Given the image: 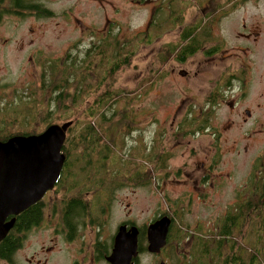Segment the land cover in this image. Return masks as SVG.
Wrapping results in <instances>:
<instances>
[{"label": "rangeland", "instance_id": "obj_1", "mask_svg": "<svg viewBox=\"0 0 264 264\" xmlns=\"http://www.w3.org/2000/svg\"><path fill=\"white\" fill-rule=\"evenodd\" d=\"M32 1L41 2L48 6L53 10L54 15L45 17L43 15L40 16L38 13L32 14L28 10L25 12V9H23V14L26 17L6 15L0 19V35L3 40L8 41L5 47L6 52L0 50V53L7 56L8 80L14 81L15 85L23 87L25 83L33 78L34 73L32 66L28 65L25 60L27 48L24 50L21 47L19 48L22 43L20 40H23L24 45H29L31 40L37 41L39 49L47 50L48 54H52L53 58L63 57L60 58L61 61L65 58L63 54H65L67 49L72 50L71 53L74 52L73 56L75 57L78 55V52L76 53L77 47H80L81 50L87 49L91 46L92 41H96L99 46L112 43L114 45L113 51L120 47L121 51L130 50L135 54L131 58V65L121 69L118 75L115 87L119 95L116 100L110 103V108H100L98 110L100 113L96 111L98 113L96 115L98 122L101 112L110 109L107 114L108 122L103 125H110L114 131H111L110 135L104 128L99 130L101 137H104V140L107 141V148L97 145L91 152L84 151V154H82L84 150L82 147L79 149L75 148L73 156L79 154L81 156L80 160L72 159V155L67 157V162H65L59 179V183L62 186L54 194L46 198V203L58 204L61 199L79 195L77 194L79 186L85 187L87 191V188L89 189L88 186L91 184L88 182V177L95 176L102 179L99 184L104 185V187L97 193L94 190L90 191L84 200L92 203L91 213H96L97 216L102 215L104 214L102 212L103 204L107 202L109 190L117 183L111 178L112 170L120 168L127 173L130 169H133L132 171L137 169L134 171V178L137 183L139 180H145L148 177L139 175L136 172L144 169L148 170L149 167L148 175L150 176L153 173V178L150 179L151 184L147 181L145 186L149 185L148 188L141 186L131 189L135 184L129 187L125 186L124 189L120 188L118 192L120 201L117 203V210L112 208L111 215L116 217H113L110 223L109 217L107 222L110 228L116 226L117 215L122 216L124 209H128L125 206L130 203L134 218L139 224L154 219L164 209L170 208V210H173L172 207H174L179 215V220L176 221L174 227L179 226L182 230L181 227L187 228L188 226L187 231L189 232L191 230H200L201 233H204L203 230H210L213 232V236H218L219 224L215 225L214 223L223 214L228 213V210L233 211L239 201L241 203L247 200L257 201L258 195L254 191V186L258 183L257 178L262 170L259 159L261 161L264 159V123H260L261 129L259 127L254 129L252 123L246 127L242 120H236L233 128L231 125L227 126L224 131L226 136L223 139L226 150L221 149L222 152L219 155L206 154L213 149L211 141L207 137H200L197 140L198 142L194 143L188 141L190 138H180L178 142L171 138L174 130L181 128L179 129L180 131H185L189 128V121L181 122L186 117L190 103L193 104V102H190V88H193L196 83V81L192 80L194 79L192 72L195 68L189 63L190 60L181 67L188 70L189 74H191L189 77L186 76L187 78L178 74L179 67L176 68L175 73L171 72L175 63L171 65V62L167 63L165 70L162 69L164 70L162 73V70L157 69L159 64L156 63L154 53L161 48L163 42H171L176 37L178 30H170L168 28L166 32L162 33L161 30L167 28L165 11L160 12L159 20H157L158 23L162 24L161 29L159 30V27L156 28L154 26L153 28L150 27L149 31L148 29L157 8L162 6V8L170 11L169 5L172 0H144L142 2L139 0ZM7 2H10V0H7ZM192 3V0H185V2L183 0H174L173 2L174 7L179 8L180 11L184 8L185 22L183 23L185 24L186 22L192 23L191 19L199 11L195 3ZM6 5L9 7V3ZM202 11L205 12L206 10L203 9ZM27 14L30 15L27 16ZM232 30L233 27L231 28ZM147 31L152 35L150 43L140 39L144 36L143 33ZM115 39L119 43L118 47L113 43ZM230 39L231 37L229 36V44L231 46L233 41ZM44 57L51 58V56L47 55H44ZM37 62V71L41 73L42 67L39 58ZM151 66H156L154 67V73L150 72ZM99 69L100 66L92 73L93 80L97 77L95 75L99 74ZM206 69H208L207 66L201 68V70ZM38 77L40 82V75ZM152 79H155L154 83H152ZM149 82L151 85H149ZM143 84L144 86H142ZM207 84L209 83L206 79L201 81L202 86ZM125 88L131 89V91L135 89L138 95L134 98L131 91L130 94L122 91ZM71 94L74 95L73 98ZM95 95L96 92H91L86 96H76L75 89L71 88L69 105H64L63 103L55 105V121H72V125H74L69 139L73 136H80L78 131L87 126L90 121L95 126L102 123V121L95 123L94 114L87 112V109L94 101ZM129 99L132 100L130 104L128 103ZM192 108L197 109L198 106ZM239 109L240 106L235 110L237 113L232 116L228 115V111L225 108L220 110V116L218 115L216 121L220 125H226L229 118L239 116ZM123 122H129L130 125L132 124L131 126L135 127L134 132L130 134L131 138L134 139V149L132 148L131 152L130 150L128 152V149L122 152L119 146L125 131L120 133L121 141L118 147H116L114 142L116 134L121 131L120 127ZM156 130L163 132L161 134L163 140H161V144L156 150L151 149L152 154L156 155L155 160H153L149 157L151 155L149 150L146 149V145L149 138H153ZM246 131L252 132V135L246 136ZM167 132L170 134L171 139H167ZM137 135L140 136L137 138ZM96 138L99 140L98 137ZM145 138H148V140ZM138 140L140 141L139 144ZM98 142L100 143V141ZM128 143L130 147L133 146V141L129 138ZM193 144L197 147L198 153L195 152L197 155L189 158L188 154L192 152ZM245 146H247L246 152H244ZM70 148L73 149L71 142ZM129 154L132 155L129 157ZM166 154L169 157H167L165 165L159 167L161 159L168 156ZM106 155L108 156L104 158ZM196 158L197 160H195ZM110 159L113 164L109 165V162L106 165ZM82 161L91 162L85 172H82V166L85 163ZM202 162L216 164L212 175L205 181H202L199 176L202 168L189 165L190 163L200 165ZM154 167L155 170L153 169ZM176 171H178V174H176ZM166 174L170 175L166 177ZM71 175H73L72 178L74 180H77L76 182L72 181ZM254 175L256 178L252 181ZM158 176L162 177L161 188ZM71 182L75 185L72 188L68 186ZM192 191L193 196L185 198L188 201H175L179 196H184V194L188 196L189 193L185 192ZM167 193L171 196L172 201L164 200ZM81 195L85 194L82 193ZM95 195L96 200L92 202ZM126 195L130 197L127 198ZM123 207L125 208L123 209ZM250 219V221H253L252 224H257V218ZM249 222L247 221V224H245L244 232L247 231ZM52 225H54L53 222L49 224L44 222L41 226L53 227ZM259 230L257 226L252 225V228L248 230L249 234L245 235L241 241L248 251H254L258 254L261 264H264V245L255 243L256 237L264 234V230ZM185 234L190 237L193 236L192 233ZM52 244L56 245L55 251L57 252L55 256L48 253V257L55 259L54 264H63L65 259L70 257L69 246L60 235L55 234L54 230L50 229L30 230L25 238L24 248L18 258L22 260L31 258L33 251H38L42 246L47 247ZM226 245L229 246V243ZM184 246L190 249L191 245L184 244ZM226 248L228 247L223 249L224 254L227 252ZM63 251L67 252L63 254ZM247 256L248 254H245V257ZM36 258L41 259L40 256H36ZM215 260V264H223V261L220 263V258L215 257Z\"/></svg>", "mask_w": 264, "mask_h": 264}, {"label": "flooded vegetation", "instance_id": "obj_2", "mask_svg": "<svg viewBox=\"0 0 264 264\" xmlns=\"http://www.w3.org/2000/svg\"><path fill=\"white\" fill-rule=\"evenodd\" d=\"M192 1V4L195 3L197 10H199L194 15V18L191 19V24L196 27L190 46L192 50L184 60L170 61V65L175 63L171 72L175 73L176 68L179 67L177 72L183 77L191 76L188 70L181 68L189 60V63L195 68L192 72L194 77L192 80L196 81V83L193 88H190V102H193V104L190 103L186 117L181 122L183 123L186 120L190 122V125L185 131H180L179 129L181 128L174 130L171 138L176 142L180 138H190L188 141L194 143L198 142L197 140L200 137H207L211 141L213 149L206 154L219 155L222 152L221 149L226 150L223 139L226 136L224 131L227 126L231 125L233 128L236 120H242L246 124V127L252 123L254 129L258 127L261 129L260 123H264V0ZM7 3H9V7L6 5ZM16 4V0H10V2L0 0V19L2 16L7 15L4 13L6 10H19V12H22L20 9H16ZM203 9L206 11L203 12ZM26 11L27 9H25ZM29 11L32 14L36 13L34 10ZM10 15L15 14L12 13ZM232 27L233 30L231 31ZM167 29L161 30L162 33L166 32ZM174 29L178 30L174 38L176 40L183 31V25L176 24ZM229 36L231 37L230 40L233 41L231 46L229 44ZM195 39L197 42H195ZM7 42L0 35L1 51H5ZM20 42L22 43L19 45V48L21 47L22 50L27 48L25 60L28 65L32 66L34 73L33 78L25 83L23 87L15 85L14 81L8 80L7 56L0 53V145L7 143L14 137L39 136L40 133L51 125H62L66 122H55V105L60 104L57 101V97L63 93H60V91L56 93L57 89H55L53 76H48L43 72L39 73L37 71V60L40 55L51 56L52 60L55 58H53L52 54H48L47 50L39 49L38 42L35 40H31L29 45H24L23 40H20ZM164 43L166 42H163L162 45ZM183 45L182 43L181 46L183 47ZM67 51L69 49L65 51V54ZM203 66H207L208 69L201 70ZM39 75L42 77L43 82H39ZM204 79L209 84L202 86L201 81ZM149 85H151L150 82ZM41 90L42 92H40ZM68 101L66 99L63 101V104L69 105ZM196 106H198L197 109L192 108ZM238 106H240L239 116L229 118L226 125H220L216 121L220 110L225 108L228 111V115L232 116L237 113L235 110ZM69 128L62 146V152L66 155V160L65 146L68 141ZM249 135H252V132L246 131V136ZM148 138L145 139L148 140ZM171 138L168 133L167 139ZM152 143H154L153 138H149L146 145V149L149 151L151 150ZM244 150L246 152L247 146L244 147ZM195 152L198 153L196 146L188 154L189 158L197 155ZM259 161L263 167L261 172L263 171L264 173V159L262 161L259 159ZM189 165L200 166L202 168L199 174L202 181H205V179L212 175L216 166L215 163L211 162H202L200 165L190 163ZM87 168L88 165L84 169L86 170ZM84 169H82L83 172H85ZM145 173L143 176L148 177ZM129 174V170L127 173H122V176L126 177L128 181H125L124 178L121 179L123 181H119L120 179L113 180L117 182L116 188L115 186L110 188L107 202L103 204L104 208L102 212L104 214L98 216L96 213H91L90 208L92 207V203H88L84 198L90 191L94 190L97 193L101 188L85 191L82 186H79L77 191L79 195L65 199L64 210L55 209L53 204L46 203V198L50 197L51 194H54L62 186L59 183V178L55 187L49 190L42 200L25 209L29 210L36 205H43L41 208L43 212L41 220L38 225L32 224L33 226L30 230H54L55 234L60 235L67 242L70 257L65 259L63 264H215L214 253L211 252L209 255H206L200 250L199 246V235H202L204 239H208L209 243H213V232L210 230H203L204 233H199V230H191V232L187 230H174L176 229L174 225L178 219L170 208L164 209L161 212L163 213L165 210L169 211L170 214L163 216L170 218V227L165 243L155 252H151L149 249L148 228L151 223L162 216L139 224L134 218L132 205L127 203L125 207L128 209H124L125 207H123L124 214L122 213V216L117 215L118 221L116 226L110 228L109 224L107 225L109 217V223L113 220V217H116L111 215L112 208L117 210V203L120 201V198H118L120 188L124 189L125 186L129 187L134 184L131 189L141 186L148 188L149 186H145L149 177L136 183L131 179L133 176ZM176 174H178V171H176ZM2 175L0 174V176ZM169 175L166 174V177ZM148 183L150 182L148 181ZM82 193L85 195H81ZM185 193H189L188 196L184 194V196H179L175 201L185 202L188 201V199H185L186 197L190 198L193 196V191ZM74 197H79L83 201V210L79 208L81 210L80 215L71 216L69 214L65 217L64 211L67 212L69 210V203ZM126 197L130 196L126 195ZM95 200L96 195L92 202H95ZM164 200L172 201L168 193L165 195ZM240 204L241 201H239L238 205ZM25 210L22 212H25ZM230 211L228 210V213L223 214L214 223L215 225L219 224L217 231H219L222 222ZM161 213L158 215H161ZM83 216L84 218L82 219ZM11 218L12 216H9L8 220ZM43 221L47 222V224L53 222L54 225H52L53 227H42ZM123 226H126V230H120ZM133 227H137L138 230H130ZM30 230L27 233L24 232L26 236ZM121 232L123 233L120 235ZM185 233H192L193 236L190 237ZM4 238L0 240V264H54L55 259L49 258L48 253L55 256L57 252L55 251L56 245L42 246L40 250L33 251L32 257L25 259V261L18 258L24 246L17 248L11 257L5 258V254L1 251ZM131 239H133L132 244L126 247V243ZM136 239L137 248L135 251L134 241ZM184 244H190V249L184 246ZM66 252L63 251V254ZM36 256H40L41 259L36 258Z\"/></svg>", "mask_w": 264, "mask_h": 264}, {"label": "trees", "instance_id": "obj_3", "mask_svg": "<svg viewBox=\"0 0 264 264\" xmlns=\"http://www.w3.org/2000/svg\"><path fill=\"white\" fill-rule=\"evenodd\" d=\"M139 1L142 2L144 0H139ZM183 1L185 2V0ZM16 2H17L16 9H20L23 13H24L23 9H27L28 11L29 10L36 11V13H38L40 16L43 15L45 17H50L54 15L53 10H51L48 6H45L41 2H36L32 0H16ZM173 2L174 0H172L171 4L169 5L170 11L169 9L162 8V6L158 7L157 10L154 12L153 20L151 22V25L149 26V30H150V27L153 28L154 26L157 28L158 25H159V30L161 29L162 24L157 22V20H159L158 16L160 15L161 11H165L167 28L174 29V26L176 24H181V25L184 24L183 31L181 32V34H179L176 40L174 39L171 42L164 43L162 47L154 53L156 63L159 64L157 69H160V70L162 69L165 70V66L167 65V63L169 64L171 60H177V61L184 60L186 56H189L192 50L190 46L194 38L193 33L196 27L193 26L191 23H187V22L186 24L183 23L185 22L184 8L183 10L180 11L179 8L174 7ZM22 12H19V10L18 11L6 10L4 13H6L7 15L14 13L15 15H17V17H20V16L26 17V15L23 14ZM29 15L30 14H27V16ZM148 31L143 33L144 36L141 37L140 39H142V41L150 43L152 35L148 33ZM195 42H197L196 39H195ZM113 43L115 44L116 47H118L119 43L117 39H115ZM182 43L184 44L183 47L181 46ZM113 48H114V45L112 43H106V44H103L102 46H99L96 41H92L91 46H89L87 49L81 50L80 47L76 48V53L78 52L77 53L78 58H76L77 56L75 57L73 56L74 52L71 53L72 50H69L66 52L65 58H64L65 60L62 59V61L60 58H63V57H60L57 59L55 58L54 60H52L51 58H45L44 55L39 56L40 65L42 67L41 72L47 74L48 76L49 75L53 76L55 89H57L56 93L60 91V93H63L65 95L64 96L63 94H61L59 97H57V101L60 104H62L63 101H65L66 99L70 101V89L71 88L75 89L76 96H80V95L86 96L90 94L91 92H96L94 101L90 105V107L87 109V112L94 114L95 123H99L101 121L102 123L101 124L99 123L97 126H95V125H92L90 121L88 122L89 124H87V126H85L83 129L78 131V134L80 136H73L74 138L72 137L69 139V135L72 132V128H73V125H71V128H69L68 141L65 146V152L67 154V157L72 155L71 158L74 160H80L79 158L81 157L79 154L77 156H73L75 148L79 149L82 147L84 149L82 151V154H84V151L91 152L93 149L96 148L97 145L103 148H107L106 147L107 141L104 140V137H101L100 132H99L100 128H104L106 131H108L110 135L114 131V129L111 128L110 125H103L108 122L107 114H108V111H110V109L109 110L107 109L105 111L103 110L101 112V116L99 117L98 122L96 120V115L100 113L98 111L100 108H103V107L110 108L109 107L110 103L115 101L116 98L118 97L119 93L116 91V87H115V84L118 79V75L121 72V69H123L126 66L131 65V58L134 57L135 54L133 51H130V50L121 51L120 47H118L117 49L113 51ZM72 57L74 58L72 59ZM99 66H100V69H99L100 72L99 74L95 75L97 77L95 80H93L92 73H94V71L98 69ZM154 67L156 66H151L150 72L151 71L153 72L155 70ZM164 70H162L161 73ZM154 80L155 79L151 80L153 81L152 83H154ZM40 82H43L42 77L40 79ZM142 82L144 83V81ZM142 86H144V84ZM122 91L130 94L131 89L125 88V90H122ZM40 92H42V90ZM131 93L134 98L136 95H138L136 94L137 92L135 91V89L131 91ZM71 97L73 98L74 95L71 94ZM131 102L132 100L129 99L128 103L130 104ZM55 122L59 123L60 121H55ZM73 124H74V121H73ZM131 125L129 122H123V125L120 127L121 131L118 134H116V138L114 142H115L116 147H118V145L120 144V141L122 140L121 145H119L122 152L125 149L130 150V152L132 151L131 150L132 148L134 149V139L131 138L130 134L134 132L135 127ZM123 131H125V134L122 135L123 139L120 140V133ZM162 133L163 132L161 131L155 132L153 136L154 143H152L151 149L153 148L156 150L157 147L160 146L161 140H163V138L161 137ZM138 136L140 135H137L136 137L138 138ZM96 137H98L99 140H97ZM128 138L133 141L132 147H130L129 145L130 142L128 143ZM98 141H100V143ZM70 142H71V146L73 149L70 148ZM139 143L140 141L138 140V144ZM72 150H73V153H72ZM149 152L151 155L149 157L155 160L156 155L152 154L151 150ZM131 155L132 154H129V157ZM107 156L108 155H106L104 158H106ZM166 159L167 157L165 158L163 157L161 161L159 162L158 166L163 167L166 163ZM82 162H85V161H82ZM112 162L113 161L110 159L106 165L108 164L112 165L113 164ZM88 164H91V162H85L82 166V169L86 168ZM153 169L155 170V167ZM132 170L133 169L129 170L131 174L129 175L133 176L131 177V179L134 180V182H136V179L134 178V174H135L134 171H136L137 169H135L134 171ZM147 171L146 169H144V170H139L136 173L143 176V174L146 172L145 175L147 174V176L149 177L148 181L151 184L152 182L150 179L153 178V173L151 172L152 175L149 176ZM122 173H125V172L121 170L120 168L113 169L111 173L112 174L111 178H113V180H117V179L121 180L124 178L125 181H128L126 177L122 176ZM72 177L73 175H71V178ZM158 177L160 180L159 186L161 188L162 187V182H161L162 177L161 176H158ZM255 178L256 176L254 175L252 178V181ZM257 180H258V183H256L254 186V191L258 195L257 201L254 202L252 200H247L246 202H243L240 205H237L236 209H234L233 211H230L220 226V229L218 231V236H213V239H212L213 243H209L208 239H204L202 235H199L200 250H202V252H204L206 255H209L211 252H213L214 258L215 257L220 258V263L223 261V264H261L259 255L256 254L254 251H248V249H246L247 247L241 241L243 240L245 235L249 234L248 230L252 228V225L257 226L260 229L259 231L264 230V173L263 171L261 172ZM72 181L76 182L77 180H74L72 178ZM101 181H102L101 178H96L95 176L88 177V182H90L91 184L88 186L89 189L87 188V191L93 188L99 189V188L104 187V185L99 184ZM68 186H71L72 188L75 185L71 182V184ZM113 186H115L116 188V184ZM83 189L86 191L85 187H83ZM58 203H59L58 205L53 203L54 208L58 210H64L63 206L65 205L66 200L61 199ZM82 205H83V201L79 197H74V199L69 203V210L67 212L64 211L65 217L69 214L71 216L80 215L81 210L79 208L82 209ZM42 206L43 205L41 204L36 205L34 207H31L29 210H25V212H22V213H19L13 216L15 218V224L10 229L7 236L4 238L2 247H1V251L3 252V254H5L4 255L5 258L11 257L16 252L17 248L22 247L25 242V238L27 237L25 233H27V231L30 230L33 225H38L39 221L42 218V214H43L42 209H41ZM172 208H173L172 210L173 214L175 213L174 215H176L177 219L179 220L178 211L176 212L174 207ZM166 214H170L169 211L165 210L163 213H161V215H157L156 218H159L160 216L163 217V215H166ZM248 214H251V215L248 216ZM250 218H257V224H254V223L252 224L253 221H250L251 220ZM247 221L248 222L250 221V222L248 223L247 231L244 232L245 224H247ZM174 230H181V229L179 228V226H176V229ZM182 230H188V226L187 228L185 227L182 228ZM199 233H201L200 230H199ZM227 243H229V246L226 245ZM255 243L257 244L261 243L264 245V234L257 236L255 239ZM225 247H228L226 248L227 249L226 254L223 253V249ZM245 254H248V256L245 257Z\"/></svg>", "mask_w": 264, "mask_h": 264}, {"label": "water", "instance_id": "obj_4", "mask_svg": "<svg viewBox=\"0 0 264 264\" xmlns=\"http://www.w3.org/2000/svg\"><path fill=\"white\" fill-rule=\"evenodd\" d=\"M71 125L72 121L62 125L53 124L39 136L14 137L0 145L5 159V163L4 159L2 163L0 161V174H3L0 176V240L15 224L13 216L41 200L55 187L66 161L62 146ZM34 173L39 175L35 177ZM9 216L12 218L8 220ZM169 227L168 216L150 224L148 230L151 252L158 251L165 243ZM120 230H126V226ZM136 248L137 239L134 241L135 251Z\"/></svg>", "mask_w": 264, "mask_h": 264}, {"label": "bare ground", "instance_id": "obj_5", "mask_svg": "<svg viewBox=\"0 0 264 264\" xmlns=\"http://www.w3.org/2000/svg\"><path fill=\"white\" fill-rule=\"evenodd\" d=\"M2 153H3V152L0 151V161H1V163H2V161H3V159H4ZM4 163H5V159H4ZM4 168H5V166H4ZM4 168H3V169H4ZM3 169H2V170H3ZM34 175H35V173H34ZM38 175H39V173L37 174V176H38ZM37 176L35 175V177H37ZM132 242H133V239H131L129 242H127V243H126V247H127L128 245L130 246V245L132 244Z\"/></svg>", "mask_w": 264, "mask_h": 264}]
</instances>
